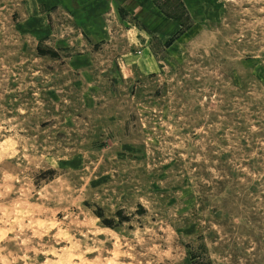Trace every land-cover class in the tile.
I'll return each mask as SVG.
<instances>
[{"label": "rangeland", "instance_id": "1", "mask_svg": "<svg viewBox=\"0 0 264 264\" xmlns=\"http://www.w3.org/2000/svg\"><path fill=\"white\" fill-rule=\"evenodd\" d=\"M0 264H264V0H0Z\"/></svg>", "mask_w": 264, "mask_h": 264}, {"label": "crops", "instance_id": "2", "mask_svg": "<svg viewBox=\"0 0 264 264\" xmlns=\"http://www.w3.org/2000/svg\"><path fill=\"white\" fill-rule=\"evenodd\" d=\"M70 1L71 0H34L37 8H38V12H40V8L41 7H56V6H61V5H68L70 4ZM77 1H80V0H77ZM96 1H99V0H96ZM116 1V0H115ZM103 1H100V3H102ZM75 5H73L75 8H79L78 7V4L81 5V2H74ZM97 6V4L95 5ZM95 10L97 9H89L88 7H84L83 8V11L81 10V13L82 15H80V24L82 26H84V24L88 21V20H85L86 17H90L91 15H94V16H97L98 13L95 12ZM94 21L96 22V25L95 27L93 26V28H98L97 31H94V32H88L87 33V37L83 36V39L86 41L88 39H91L93 41H98V39H105V35H104V32L101 31V28L103 27V24L104 22L102 21H99L97 17H94ZM99 23V24H98ZM37 29H40V28H37ZM89 54H82L81 56H79L78 58V62L80 64H82L84 61L86 60H89ZM70 61L73 63V60L70 59ZM76 68H78L76 66Z\"/></svg>", "mask_w": 264, "mask_h": 264}, {"label": "trees", "instance_id": "3", "mask_svg": "<svg viewBox=\"0 0 264 264\" xmlns=\"http://www.w3.org/2000/svg\"><path fill=\"white\" fill-rule=\"evenodd\" d=\"M180 4L183 5V7H184V3L183 2H181ZM105 223L108 224V225H111V222H105Z\"/></svg>", "mask_w": 264, "mask_h": 264}]
</instances>
